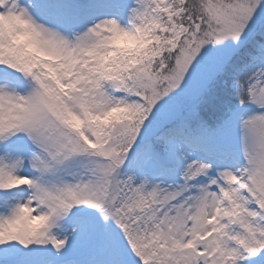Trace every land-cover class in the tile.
<instances>
[{"label": "snow or ice", "instance_id": "6c2138e0", "mask_svg": "<svg viewBox=\"0 0 264 264\" xmlns=\"http://www.w3.org/2000/svg\"><path fill=\"white\" fill-rule=\"evenodd\" d=\"M0 264H264V0H0Z\"/></svg>", "mask_w": 264, "mask_h": 264}]
</instances>
